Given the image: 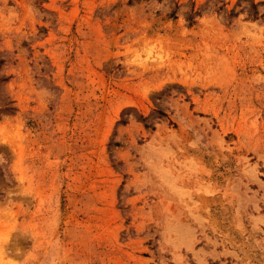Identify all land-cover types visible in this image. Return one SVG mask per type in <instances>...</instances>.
I'll list each match as a JSON object with an SVG mask.
<instances>
[{
	"label": "rangeland",
	"instance_id": "obj_1",
	"mask_svg": "<svg viewBox=\"0 0 264 264\" xmlns=\"http://www.w3.org/2000/svg\"><path fill=\"white\" fill-rule=\"evenodd\" d=\"M0 264H264V0H0Z\"/></svg>",
	"mask_w": 264,
	"mask_h": 264
}]
</instances>
